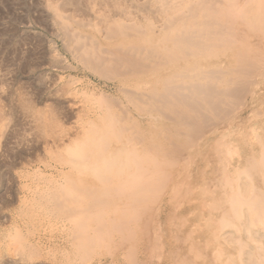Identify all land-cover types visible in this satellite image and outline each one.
<instances>
[{
  "label": "bare ground",
  "instance_id": "bare-ground-1",
  "mask_svg": "<svg viewBox=\"0 0 264 264\" xmlns=\"http://www.w3.org/2000/svg\"><path fill=\"white\" fill-rule=\"evenodd\" d=\"M85 6L78 17L48 4L87 71L83 90L65 91L78 92L76 120L61 98L52 114L0 94V167L12 170L0 184L15 172L18 197L0 191L17 205L0 264H264V110L235 120L244 102L264 105V0ZM26 50L19 68L36 71ZM10 116L34 126L36 156L14 148Z\"/></svg>",
  "mask_w": 264,
  "mask_h": 264
},
{
  "label": "rangeland",
  "instance_id": "rangeland-1",
  "mask_svg": "<svg viewBox=\"0 0 264 264\" xmlns=\"http://www.w3.org/2000/svg\"><path fill=\"white\" fill-rule=\"evenodd\" d=\"M49 1H52L53 6H61V9L74 12L78 17H82L81 15L86 12L85 2L87 0H0V94L5 99H8L10 92L19 90L23 98L34 100L40 109L51 111L52 114L55 113L53 99L61 98L59 102L64 103L58 110L63 109L64 112L69 113L72 117L70 121H72L74 119L76 120L74 116L76 109H74L72 102L78 96V92L65 91H68L70 88L83 90L87 71L83 69V63L75 59L71 51L66 49L64 41L57 34V25L53 23L52 13L48 7ZM65 1L68 2V5L63 8L62 4ZM41 16L45 19L44 24L37 21ZM17 42L19 43L17 44ZM14 44L19 46L16 48ZM16 49H19V54ZM26 49H31V52H28L29 54L31 53L30 62L32 66L37 67L36 71L30 72L23 70L24 68H19L20 66L18 64H20L19 62H21L24 55L20 50L26 52ZM40 73L45 77L43 83L38 80ZM95 84L98 85L97 82ZM56 89L62 90L57 92ZM7 108L8 106H6ZM259 108L264 110V105L244 102V106L241 107V114H238L236 116L238 118L235 120H239L240 124H244L242 118L253 115ZM22 119L23 121H20L17 117L12 118L10 116L9 124L6 126L7 128L5 127V134L7 130L17 128L23 138L20 144L14 143V148L16 150L24 148L26 154L31 152L36 156L37 150L33 145L40 146V144H36L35 142L34 126L28 122L29 119ZM227 121L224 120L217 126V129L221 130L220 132H215L217 129L214 132L210 131L202 141L215 136H223L222 130L227 125ZM235 126H238V124H235ZM13 141L15 140L13 139ZM5 144V137L0 138V159L5 157ZM28 157L30 158L31 156ZM33 164L34 162L32 166ZM22 166L21 164L17 169L22 170L20 168ZM11 171L6 166L0 167V174L10 173ZM14 184H16L15 172L10 175L8 174L6 180L0 184V191L4 187H9L6 191L5 199L12 200L17 197V194L12 188ZM17 185L19 184L17 183ZM0 206L3 207L0 212V217L3 218L4 224L7 225H0V229L4 228L5 230L10 225V214L12 213L10 209L17 205L7 206L0 203ZM166 224L164 223V225ZM167 252L168 249H163V253ZM151 264L160 263L152 261Z\"/></svg>",
  "mask_w": 264,
  "mask_h": 264
}]
</instances>
